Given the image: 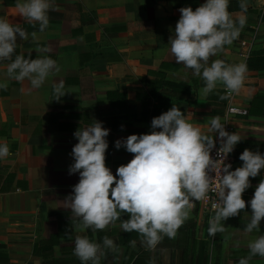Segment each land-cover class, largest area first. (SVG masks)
I'll return each mask as SVG.
<instances>
[{"label": "crops", "instance_id": "obj_1", "mask_svg": "<svg viewBox=\"0 0 264 264\" xmlns=\"http://www.w3.org/2000/svg\"><path fill=\"white\" fill-rule=\"evenodd\" d=\"M16 2L0 0V19L19 25L28 34L26 40L18 38L13 59L17 55L27 59L48 56L59 71L32 89L27 79H10V61H0V84H7L6 89L0 88V144L9 147V155L0 159V264H81L73 251L76 236L101 245L104 255L99 264H132L141 252H148L155 264H183L184 255L187 259L197 256L201 242L207 246L208 264H238L247 258L249 242L264 235V220L260 231H243L250 206L224 221L225 230L213 237L208 233V212L195 204L185 220L191 226L186 228L183 223L175 238L165 236L155 249H148L142 238L126 241L120 224L128 219L127 214L104 230L81 231L76 227L80 221L64 199L79 181L78 173L68 174L69 153L78 142L74 131L95 120L103 122L110 130L106 166L115 174L118 166L132 159L123 147L115 148V141L150 132L154 105L167 110L175 105L189 123L216 140L218 133L210 130L211 120L231 124L233 133L242 139L235 146L234 169L242 165L239 156L245 148L264 153L261 4L249 0L242 13L239 0H229L232 17L243 14L247 23L239 38L211 59L247 65L235 102L248 114L226 116L228 99H220L223 86L218 83L216 90L203 95L204 81L174 61L168 43L180 17L179 8L195 10L205 0H51L49 24L43 32L38 23L21 17ZM36 49L48 51L37 53ZM161 80L187 83L191 95L185 99L166 87L157 91ZM61 81L66 94L59 101L52 100L53 85ZM250 179L252 186L247 190L254 194L264 170ZM104 237L115 242L114 250L103 247ZM248 264H264V257L253 256Z\"/></svg>", "mask_w": 264, "mask_h": 264}, {"label": "clouds", "instance_id": "obj_2", "mask_svg": "<svg viewBox=\"0 0 264 264\" xmlns=\"http://www.w3.org/2000/svg\"><path fill=\"white\" fill-rule=\"evenodd\" d=\"M249 0H239L241 12L247 11ZM51 0H17L16 8L21 17L39 24L43 32L49 24L48 11ZM180 17L173 34L169 37L170 54L177 64H182L195 77H200L205 86L202 94L207 96L224 88L220 99H227L238 93L244 83L247 65H227L221 59H211L222 53L226 45L239 38L247 23L245 15L235 18L229 12V0H205L193 10L191 6L179 8ZM35 36V33L31 34ZM18 38L26 40L28 34L19 26L0 19V61H10L7 75L17 82L29 81L32 89L40 88L53 71H59L56 61L48 56L27 59L17 55L13 59ZM48 51L36 49V52ZM211 60V63L209 61ZM7 88V84H0ZM66 94L64 83L53 85V99L59 101ZM123 127V126H121ZM150 132L130 134L115 141V148L123 147L132 154V159L121 164L113 174L106 166V137L110 130L103 122L95 120L83 129L78 127L73 136L78 141L69 155L72 163L68 174H79V181L72 186V192L65 202L80 221L76 227L83 231L104 230L122 215L120 227L125 232H137L148 249H155L165 236L175 238L177 230L189 218L192 201H200L212 190L216 192L219 204L214 205V216L209 220L208 233L215 236L225 230L224 221L238 216L250 206V219L243 231L246 234L260 231L264 220V179L255 186L250 201L243 193L251 187V179L264 170V153L245 148L240 153L242 165L232 170L231 163H224L227 156L241 142V137L229 133L216 118L211 120L210 130L218 133L219 159H212L210 153L216 147V139L201 132L189 123L184 113L173 105L169 110L154 116ZM9 155L7 144H0V159ZM220 168L219 182L211 187V171ZM103 247L114 250L115 242L103 238ZM133 245L135 241L131 242ZM249 256L241 258L238 264H248L253 256L264 257V235L248 244ZM74 255L81 264H99L104 255L101 245L87 237L76 236Z\"/></svg>", "mask_w": 264, "mask_h": 264}, {"label": "built area", "instance_id": "obj_3", "mask_svg": "<svg viewBox=\"0 0 264 264\" xmlns=\"http://www.w3.org/2000/svg\"><path fill=\"white\" fill-rule=\"evenodd\" d=\"M257 2H259L261 4V8L264 11V0H255ZM236 94H232L231 96H229L228 102H227V107H226V116H245L248 114V110L244 107H241L239 105L236 104L235 102V98H236ZM225 130L228 131L229 133H233L234 132V128L231 124L227 123L225 124ZM220 144H219V139L216 140V147L212 149L210 155L212 157V159L216 160L219 159L218 155H217V149L219 148ZM235 150L236 148H234V151L232 153H230L227 158L224 160V163H231L232 165V170H234L235 167V163H236V155H235ZM223 167V163L222 161L218 160L217 161V169H216V173L215 171H211L209 173L210 175V184L212 188H215V186L217 185V183L219 182V178H220V168ZM243 198L245 199V201H249L250 198H252L253 194L250 193L247 189L246 191L242 194ZM195 204H199L205 211L208 212L210 219L214 216V205L219 204V200L217 197L216 192L210 190L207 195L205 196V198L203 200L200 201H192V205Z\"/></svg>", "mask_w": 264, "mask_h": 264}, {"label": "trees", "instance_id": "obj_4", "mask_svg": "<svg viewBox=\"0 0 264 264\" xmlns=\"http://www.w3.org/2000/svg\"><path fill=\"white\" fill-rule=\"evenodd\" d=\"M249 60H250V58H249ZM162 87L163 88H165V87L170 88V90L175 95H178L179 97H182L185 99L188 98L192 92V87L190 85H188L187 83H179V82H172L169 80H161L158 87H155V88L158 91ZM153 93L157 94V93H155V91H153ZM165 111H167V109L159 108V106L154 105L153 110H152V117L158 116ZM184 225L187 228V227L191 226L192 224L190 223V221H185ZM135 238H141L137 232H134V231L131 233L126 232V241H129V240L131 241ZM191 249H192V251L194 249L193 243L191 244ZM132 264H155V262L153 261V259L150 258V254H148V252H141V254L137 255L136 259L134 260V262ZM183 264H208L207 246H206L205 242L204 243L201 242L200 251L196 257L194 256V258L191 257L190 259H187V255H184V263Z\"/></svg>", "mask_w": 264, "mask_h": 264}]
</instances>
